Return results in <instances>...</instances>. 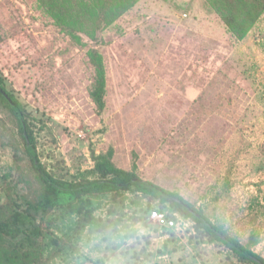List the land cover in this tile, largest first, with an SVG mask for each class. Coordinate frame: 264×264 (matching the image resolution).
Here are the masks:
<instances>
[{
	"label": "rangeland",
	"instance_id": "374dc122",
	"mask_svg": "<svg viewBox=\"0 0 264 264\" xmlns=\"http://www.w3.org/2000/svg\"><path fill=\"white\" fill-rule=\"evenodd\" d=\"M107 1L0 0V71L32 112L43 167L92 181L104 156L264 258V14L239 32L210 0H135L106 24ZM45 186L0 97V221ZM83 202L28 220L40 264H253L135 189ZM156 210L179 227H158ZM22 242L1 241L0 256Z\"/></svg>",
	"mask_w": 264,
	"mask_h": 264
},
{
	"label": "trees",
	"instance_id": "16d2710c",
	"mask_svg": "<svg viewBox=\"0 0 264 264\" xmlns=\"http://www.w3.org/2000/svg\"><path fill=\"white\" fill-rule=\"evenodd\" d=\"M104 1V0H102ZM107 1V0H105ZM216 9L222 13L224 20L239 32H245L251 24L257 22L264 14V0H210ZM107 3L112 7L105 9L111 12L108 17L102 19L106 24H112L121 18L135 4V0H110ZM104 10V9H103ZM244 18L242 20L241 18ZM102 68V64L99 63ZM104 71H100L102 79ZM95 99L102 105L99 93H94ZM0 97L11 109L17 118L19 128L23 134L26 151L32 161L33 167L39 173L45 183V192L35 203H29L23 209L17 206L13 214L6 220L0 221V251L1 241H17L23 235L26 242L18 243L17 250H22L21 256H10L5 253L0 256V264H40L39 253L35 247L36 241L31 240L32 234L38 233L37 229L27 233L28 220L33 217L46 214L56 208H66L76 214H84L83 197L92 195L114 194L119 196L122 192L136 190L139 193L149 196L152 199L160 200L161 203L170 204L180 214L196 223L199 230L206 232L209 237L222 243L232 250L240 259L253 264H264V258L248 250L236 239L228 235L221 227L212 223L204 213L192 206L188 201L181 198L161 186L152 182L140 179L135 173L116 168L109 164V160L102 156L93 171L97 176L92 181L70 182L54 177L42 165L31 132L29 116H33L27 104L10 88L9 82L0 71ZM161 211V210H156ZM87 221L91 222L93 216L90 211L86 212Z\"/></svg>",
	"mask_w": 264,
	"mask_h": 264
},
{
	"label": "built area",
	"instance_id": "2783aa9c",
	"mask_svg": "<svg viewBox=\"0 0 264 264\" xmlns=\"http://www.w3.org/2000/svg\"><path fill=\"white\" fill-rule=\"evenodd\" d=\"M150 221L155 222L158 227L164 229L175 230L179 227V221L163 211H153L150 215Z\"/></svg>",
	"mask_w": 264,
	"mask_h": 264
}]
</instances>
